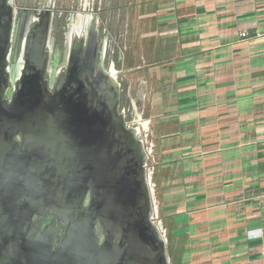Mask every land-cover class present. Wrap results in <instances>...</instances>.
Wrapping results in <instances>:
<instances>
[{"label": "crops", "instance_id": "1", "mask_svg": "<svg viewBox=\"0 0 264 264\" xmlns=\"http://www.w3.org/2000/svg\"><path fill=\"white\" fill-rule=\"evenodd\" d=\"M108 1L117 37L144 43L116 71L120 106L129 120L131 90L143 99L133 124L163 173L152 199L178 264H264V0Z\"/></svg>", "mask_w": 264, "mask_h": 264}, {"label": "water", "instance_id": "2", "mask_svg": "<svg viewBox=\"0 0 264 264\" xmlns=\"http://www.w3.org/2000/svg\"><path fill=\"white\" fill-rule=\"evenodd\" d=\"M11 2L0 0L1 90ZM50 18L49 8L35 15L24 41L14 105L29 170L33 166L39 178L38 200L25 203L24 216L48 211L65 231L53 249L52 226L31 238L0 227V264H170L160 225L152 220L144 143L119 109L113 64L105 69L103 55L97 62L94 13L85 37H73L64 50V71L55 80L53 70L47 82Z\"/></svg>", "mask_w": 264, "mask_h": 264}, {"label": "flooded vegetation", "instance_id": "3", "mask_svg": "<svg viewBox=\"0 0 264 264\" xmlns=\"http://www.w3.org/2000/svg\"><path fill=\"white\" fill-rule=\"evenodd\" d=\"M45 1L47 3H43V0H12L11 2L13 17L5 67L7 83L4 89H0V227L7 233L19 234L25 232L27 237L31 238L37 231L42 232L45 228L52 226V247L56 249L58 247L57 243L65 231L56 216L48 211L40 216L39 211L27 210L26 216H24L25 203L29 199L38 200V189L34 187H38L39 178L38 173L34 172L33 166L32 171L29 170L28 159H26L23 148L24 137L17 125L14 96L17 93L18 76L23 69V44L30 29L35 24V15L40 14L46 8L51 10L48 42L45 48L47 68L44 79L47 82L50 81L53 70L55 71V80L58 74L64 71V50L68 48V44L73 37L78 39L85 37L84 27L87 25L89 17L86 16L88 20L79 32L71 34V27L77 22L79 16L86 15L84 13L86 11L81 5L77 9V6H66V2ZM93 13L95 19H99V13L96 11H93ZM97 30L99 37L97 62L100 56L103 55L104 64L109 57V52L111 51L113 54L115 46H112L111 50L109 48L110 37L106 36V33L100 35L98 27ZM59 41L61 45L57 44ZM110 64H113L115 68L114 62H110ZM119 108H121L120 104ZM87 195H89V192ZM84 208L83 206L82 209Z\"/></svg>", "mask_w": 264, "mask_h": 264}, {"label": "rangeland", "instance_id": "4", "mask_svg": "<svg viewBox=\"0 0 264 264\" xmlns=\"http://www.w3.org/2000/svg\"><path fill=\"white\" fill-rule=\"evenodd\" d=\"M54 1L60 2V3L66 2L65 3L66 6H77V9L79 7V3L76 2L78 0H72V3H71V0H61V1L60 0H54ZM87 2L89 3V7L87 8L88 10H86L87 12L96 11L97 13H99V27L98 28L100 30V35L106 33L107 31H109L111 34L113 33L114 36H116V37L119 36V34H122L123 26H118L115 28V26L113 25L115 22L121 24L123 21L121 17L118 18L117 20L115 18H112L113 13H110V11L112 8H114L113 2L111 3L108 0H87ZM43 3H47V1L43 0ZM89 9H91V11ZM97 9H98V11H97ZM108 13H110V14H108ZM119 20H120V22H119ZM59 37H60V34H59ZM57 44L61 45L60 41ZM112 46H115V48H114L113 54L111 53V51L109 52V55H108L109 57L106 59V61L104 63L105 69H109V67L111 65L110 64L111 59H113L115 67H116L115 71H117V69L122 67V59L121 58H123V56H125L124 67H127L128 64L134 65V64L140 63V60L136 57H137V54H139L144 49V43L143 42H141V43L140 42L135 43V42H130V41L125 42L122 38L119 39L117 37V40L114 43H113L112 39H110L109 48L111 50H112ZM134 56H135V58H133ZM123 70H125V69H123ZM115 76H116L118 82H119L120 78L123 79V73H120V72L117 73L116 72ZM131 92L133 93L131 95V98L133 100V103L136 105L135 111L140 112L141 114H139V116H135L134 115L135 112H134V114H132L131 116H128L129 120H127V118H125L126 122L133 124V122L135 123V121L138 119H140V121H147V120H145L146 118H145V112H144L142 97L139 98L138 96H136L135 95L136 92H134V90L133 91L131 90ZM121 94H122V92H121ZM122 95L124 97V93ZM122 99H123L122 100L123 102H121L122 103L121 106L124 107L126 105V103H125L124 98H122ZM122 107L119 109L121 110ZM138 117H140V118H138ZM133 120H135V121H133ZM134 126L136 127V124H134ZM150 141H152L155 145L153 137H151ZM144 146H145V150H147L148 143L146 145L144 144ZM145 165L147 168V172L149 171V173H150V176L148 175V182H149V189L151 191V195L153 196V193H154V195L156 196L157 192H159V191H157L158 188H154V184L156 186L157 182L163 178V173L156 171L155 165L153 164L152 161H150V158L146 161ZM151 166H153V168H152L153 173L152 174H151ZM160 217L161 216H158V218H160ZM162 225L164 227L163 222H161V227H162Z\"/></svg>", "mask_w": 264, "mask_h": 264}, {"label": "built area", "instance_id": "5", "mask_svg": "<svg viewBox=\"0 0 264 264\" xmlns=\"http://www.w3.org/2000/svg\"><path fill=\"white\" fill-rule=\"evenodd\" d=\"M240 36H241L242 38H244V37H247V34H246V33H241ZM122 111H123V110H122ZM123 112H124V111H123ZM124 114H125V113H124ZM127 124H128L129 126H131V127L133 126L134 128H136L139 139H140V140L146 145L147 142H146V140H144V139L142 138V136H141L139 130L137 129V127H135L134 124H132V123H127ZM144 148H145V146H144ZM145 151H146V153H147V160L150 158V161H152L153 164H154L152 154H150V150L147 148V150H145ZM145 168H146V165H145ZM152 168H153V166H151V174L153 173V172H152ZM146 172H147V168H146ZM147 174L150 176L149 171L147 172ZM148 185H149V182H148ZM152 220H153L155 223H158V224L160 225L161 230H162V227H161V221L159 220V218H158V216H157V213H156L155 211L153 212ZM162 233H163V230H162ZM163 235H164V233H163ZM164 238H165V235H164ZM165 240H166V239H165Z\"/></svg>", "mask_w": 264, "mask_h": 264}, {"label": "bare ground", "instance_id": "6", "mask_svg": "<svg viewBox=\"0 0 264 264\" xmlns=\"http://www.w3.org/2000/svg\"><path fill=\"white\" fill-rule=\"evenodd\" d=\"M77 20V19H76ZM88 20V17H86V16H79V18H78V20H77V22H75L74 24H73V27H71V29H70V33L72 34V33H74V32H79V30H80V28H82L84 25H85V22ZM74 35V34H73ZM78 35H79V33H78ZM67 50V49H66ZM63 58H65V55H64V57ZM63 61H64V63H65V59H63ZM62 61V62H63ZM64 65V64H63ZM112 69V68H111ZM114 70V69H113ZM113 74H115L116 73V71L114 70V72L113 71H111Z\"/></svg>", "mask_w": 264, "mask_h": 264}, {"label": "trees", "instance_id": "7", "mask_svg": "<svg viewBox=\"0 0 264 264\" xmlns=\"http://www.w3.org/2000/svg\"><path fill=\"white\" fill-rule=\"evenodd\" d=\"M169 237L170 236L167 234V253H168L169 260H170V264H178L180 251L174 252L171 250Z\"/></svg>", "mask_w": 264, "mask_h": 264}, {"label": "clouds", "instance_id": "8", "mask_svg": "<svg viewBox=\"0 0 264 264\" xmlns=\"http://www.w3.org/2000/svg\"><path fill=\"white\" fill-rule=\"evenodd\" d=\"M257 231H260V230H257Z\"/></svg>", "mask_w": 264, "mask_h": 264}]
</instances>
